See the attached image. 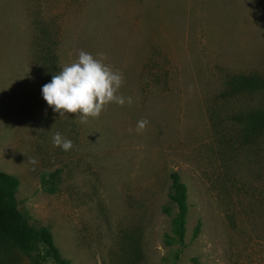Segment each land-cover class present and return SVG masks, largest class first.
<instances>
[{"label":"rangeland","instance_id":"rangeland-1","mask_svg":"<svg viewBox=\"0 0 264 264\" xmlns=\"http://www.w3.org/2000/svg\"><path fill=\"white\" fill-rule=\"evenodd\" d=\"M81 50L123 73L131 106L81 124L47 105L42 87ZM250 75L264 77V0H0V171L70 264H264V133L246 130L264 91L228 85ZM56 171L49 194L41 175ZM0 264L31 258L0 244Z\"/></svg>","mask_w":264,"mask_h":264},{"label":"trees","instance_id":"trees-1","mask_svg":"<svg viewBox=\"0 0 264 264\" xmlns=\"http://www.w3.org/2000/svg\"><path fill=\"white\" fill-rule=\"evenodd\" d=\"M230 92L264 91V77L257 75L237 76L229 81ZM247 131L252 134L264 133V108L255 110L246 118ZM58 171L52 174L42 173L43 190L53 194L56 187L51 180ZM170 191L168 200L175 213L171 220L174 241H182L185 233V223L188 214L187 190L177 172L170 174ZM19 183L17 179L0 171V244L10 245L30 256L31 264H70L63 258L55 246L53 236L46 227H35L18 208L16 193ZM169 213V209H166ZM41 248L44 256L37 253Z\"/></svg>","mask_w":264,"mask_h":264},{"label":"clouds","instance_id":"clouds-1","mask_svg":"<svg viewBox=\"0 0 264 264\" xmlns=\"http://www.w3.org/2000/svg\"><path fill=\"white\" fill-rule=\"evenodd\" d=\"M104 53L93 55L79 51L77 59L64 65L51 82L42 87V96L47 105L60 117L75 115L79 123L87 124L89 119H99L109 105L131 106L133 98L124 96L120 90L125 82L122 72L106 63ZM149 121H137L138 134L147 130ZM54 147L68 152L73 149V141L60 132L52 136ZM36 164L35 159L29 161Z\"/></svg>","mask_w":264,"mask_h":264}]
</instances>
